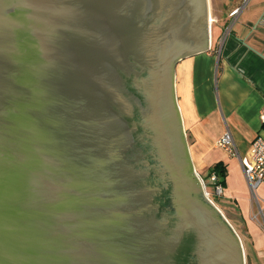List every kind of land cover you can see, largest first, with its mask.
Wrapping results in <instances>:
<instances>
[{
  "label": "water",
  "instance_id": "95a60500",
  "mask_svg": "<svg viewBox=\"0 0 264 264\" xmlns=\"http://www.w3.org/2000/svg\"><path fill=\"white\" fill-rule=\"evenodd\" d=\"M209 39V0H0V264H246L175 94Z\"/></svg>",
  "mask_w": 264,
  "mask_h": 264
},
{
  "label": "crops",
  "instance_id": "0c3cea01",
  "mask_svg": "<svg viewBox=\"0 0 264 264\" xmlns=\"http://www.w3.org/2000/svg\"><path fill=\"white\" fill-rule=\"evenodd\" d=\"M252 3L226 37L214 39L211 28L208 49L178 62L175 94L195 171L210 179L213 166L222 165L217 182L223 193L216 204L247 239L252 264H264V218L252 219L258 208L239 158L215 144L229 128L238 154L246 158L252 141L264 138V0ZM258 194L264 198V187Z\"/></svg>",
  "mask_w": 264,
  "mask_h": 264
},
{
  "label": "built area",
  "instance_id": "2783aa9c",
  "mask_svg": "<svg viewBox=\"0 0 264 264\" xmlns=\"http://www.w3.org/2000/svg\"><path fill=\"white\" fill-rule=\"evenodd\" d=\"M247 3L248 0L242 1L240 5L234 6L229 11L228 18H231V24L223 32L224 37H226V35L231 32L234 23L237 21L239 14L246 8ZM214 23H216V20L210 22V30L212 24ZM261 119L262 121H264V113H262ZM215 144L217 147L229 150L232 155L237 156L239 158L241 168L248 183L252 200L255 202L258 208V212L253 215L252 219L258 221L259 215L264 218V198H261L258 194V188L261 186L264 187V138H262L261 136H257L252 141L246 158H243L238 154L234 139L229 128H227L225 132L216 140ZM200 179L207 198L211 200V192L208 191L205 181L202 178ZM210 181L214 186V194L218 197L222 196L223 189L221 185L217 182V175L215 173L211 174Z\"/></svg>",
  "mask_w": 264,
  "mask_h": 264
},
{
  "label": "rangeland",
  "instance_id": "374dc122",
  "mask_svg": "<svg viewBox=\"0 0 264 264\" xmlns=\"http://www.w3.org/2000/svg\"><path fill=\"white\" fill-rule=\"evenodd\" d=\"M234 1L235 0H209V14L212 17V21L216 20V23L212 24V27H211L212 28L211 31L213 33L214 39L216 37H218L220 35V33L222 34L228 28V26L231 24V18H228V9L230 6L233 7ZM242 1H245V0H241L239 2V4H237V5H240ZM247 5H249L248 8H251V6L253 5L252 0H248ZM209 21L211 22V20H209ZM187 143H188V139H187ZM203 180L205 181V184H206L208 191H210L212 194L211 200L218 207V205L216 203H218L220 205V198H218L214 194V186L212 185L210 179L208 177H206V175L203 176ZM218 208H220V207H218ZM237 233L239 234L238 231H237ZM239 236H240L242 243H243V246H244L245 256H246V264H252L250 256H249L247 239L242 237L240 234H239Z\"/></svg>",
  "mask_w": 264,
  "mask_h": 264
},
{
  "label": "trees",
  "instance_id": "16d2710c",
  "mask_svg": "<svg viewBox=\"0 0 264 264\" xmlns=\"http://www.w3.org/2000/svg\"><path fill=\"white\" fill-rule=\"evenodd\" d=\"M212 172H214L218 176V178H220L224 174V168L222 167V165L216 164L215 166H213Z\"/></svg>",
  "mask_w": 264,
  "mask_h": 264
},
{
  "label": "bare ground",
  "instance_id": "6f19581e",
  "mask_svg": "<svg viewBox=\"0 0 264 264\" xmlns=\"http://www.w3.org/2000/svg\"><path fill=\"white\" fill-rule=\"evenodd\" d=\"M209 20H211V16H210V14H209ZM210 22V21H209Z\"/></svg>",
  "mask_w": 264,
  "mask_h": 264
}]
</instances>
